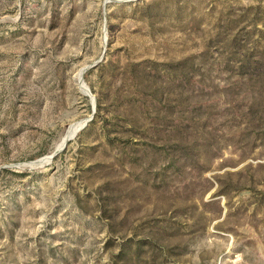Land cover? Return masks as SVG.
<instances>
[{"label": "rangeland", "instance_id": "obj_1", "mask_svg": "<svg viewBox=\"0 0 264 264\" xmlns=\"http://www.w3.org/2000/svg\"><path fill=\"white\" fill-rule=\"evenodd\" d=\"M0 264H264V0H0Z\"/></svg>", "mask_w": 264, "mask_h": 264}, {"label": "water", "instance_id": "obj_2", "mask_svg": "<svg viewBox=\"0 0 264 264\" xmlns=\"http://www.w3.org/2000/svg\"><path fill=\"white\" fill-rule=\"evenodd\" d=\"M87 91H88V89H87ZM89 92V91H88ZM91 104H92V115H93V113H94V108H95V101H94V99L92 98V102H91ZM86 122H87V120L85 121V123L84 124H82V126H80L75 132H74V134L73 135H75L76 133H77V131L78 130H80L85 124H86ZM72 135V136H73ZM71 137H69V138H67V139H65V141L63 142V144H62V146L60 147V148H56L51 154H50V158H49V160L48 161H50L59 151H61L63 148H64V146H65V144L67 143V141L70 139ZM36 161V160H35ZM48 161H45V162H48ZM32 162H34V161H32ZM44 163V162H43ZM42 163V164H43ZM42 164H40V165H42ZM37 166H39V165H37Z\"/></svg>", "mask_w": 264, "mask_h": 264}, {"label": "bare ground", "instance_id": "obj_3", "mask_svg": "<svg viewBox=\"0 0 264 264\" xmlns=\"http://www.w3.org/2000/svg\"><path fill=\"white\" fill-rule=\"evenodd\" d=\"M82 124H83V123H77V124L71 125V126L68 128L66 134L63 136V138H62V140H61V142L59 143L58 146H59V147L62 146V144H63V142L65 141V139H66L67 137L73 135L74 132H75L80 126H82ZM49 158H50V155H48V156L46 157V159H49ZM36 163H39V161H37V162H35V163H33V164H36Z\"/></svg>", "mask_w": 264, "mask_h": 264}]
</instances>
